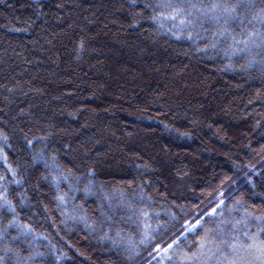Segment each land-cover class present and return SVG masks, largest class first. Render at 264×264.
Returning a JSON list of instances; mask_svg holds the SVG:
<instances>
[{
	"label": "trees",
	"instance_id": "16d2710c",
	"mask_svg": "<svg viewBox=\"0 0 264 264\" xmlns=\"http://www.w3.org/2000/svg\"><path fill=\"white\" fill-rule=\"evenodd\" d=\"M254 242L264 0H0V264Z\"/></svg>",
	"mask_w": 264,
	"mask_h": 264
},
{
	"label": "rangeland",
	"instance_id": "374dc122",
	"mask_svg": "<svg viewBox=\"0 0 264 264\" xmlns=\"http://www.w3.org/2000/svg\"><path fill=\"white\" fill-rule=\"evenodd\" d=\"M237 250L232 252V256L225 258L226 264H264V244L261 242L250 243L246 247H241L239 245H235ZM209 244L204 243L202 245V249L200 250V256L197 257L203 262H211L215 260L212 252H210ZM217 250V249H216ZM218 251V250H217ZM221 264H225L224 260Z\"/></svg>",
	"mask_w": 264,
	"mask_h": 264
}]
</instances>
